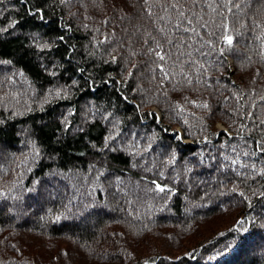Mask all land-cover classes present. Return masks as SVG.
Here are the masks:
<instances>
[{"label":"trees","instance_id":"1","mask_svg":"<svg viewBox=\"0 0 264 264\" xmlns=\"http://www.w3.org/2000/svg\"><path fill=\"white\" fill-rule=\"evenodd\" d=\"M262 193L264 0H0V264H264Z\"/></svg>","mask_w":264,"mask_h":264},{"label":"snow or ice","instance_id":"2","mask_svg":"<svg viewBox=\"0 0 264 264\" xmlns=\"http://www.w3.org/2000/svg\"><path fill=\"white\" fill-rule=\"evenodd\" d=\"M193 2H195V0H193ZM177 3H179V0H177ZM173 7H175V5H173ZM178 15L179 17H185V13L183 11H179L178 10ZM195 18V14H193L192 17H188V22L189 24L192 22V19ZM163 19V18H162ZM197 23H199V21H197ZM182 25H183V20H179L178 23L175 25L177 31H180L182 29ZM225 28V35H224V42L228 45V46H231L232 43H233V37L231 35H228L227 32H228V29H227V25L224 26ZM184 32H187L189 31V29L187 27H184L182 29ZM191 31L198 35V33L196 32V29L195 28H192ZM169 43H171V41H169ZM157 46L159 47V43L157 42ZM221 55H223V51H221L220 53ZM156 55L159 57L160 60H164L165 59V56L164 55H161L160 52H156ZM5 63H7L6 61H4ZM163 70V69H162ZM207 105H205L206 107ZM247 155V154H246ZM233 163H235V161H233ZM161 191H163V189H161ZM241 195H243V193H241ZM262 195H264V193H262ZM238 223H243V221H239Z\"/></svg>","mask_w":264,"mask_h":264},{"label":"rangeland","instance_id":"3","mask_svg":"<svg viewBox=\"0 0 264 264\" xmlns=\"http://www.w3.org/2000/svg\"><path fill=\"white\" fill-rule=\"evenodd\" d=\"M231 63V62H230ZM155 113L158 115L157 110H155ZM216 129L219 131H225V127L221 124V123H216ZM177 131H179V129L177 128ZM180 132V131H179Z\"/></svg>","mask_w":264,"mask_h":264},{"label":"bare ground","instance_id":"4","mask_svg":"<svg viewBox=\"0 0 264 264\" xmlns=\"http://www.w3.org/2000/svg\"><path fill=\"white\" fill-rule=\"evenodd\" d=\"M179 137L181 138V140L185 141V139H184V138H182V135H181V133H180V132H179Z\"/></svg>","mask_w":264,"mask_h":264}]
</instances>
